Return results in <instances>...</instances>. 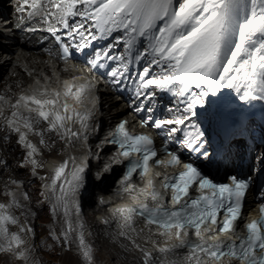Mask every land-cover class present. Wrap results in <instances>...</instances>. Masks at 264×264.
Segmentation results:
<instances>
[{"label": "snow or ice", "instance_id": "6c2138e0", "mask_svg": "<svg viewBox=\"0 0 264 264\" xmlns=\"http://www.w3.org/2000/svg\"><path fill=\"white\" fill-rule=\"evenodd\" d=\"M24 5L31 9L30 18L40 16L45 25L43 29L29 30L45 31L44 39H51L62 60L66 62L76 53L83 54L86 66L103 72L118 91L130 85L134 111L144 112L142 123L157 129V134L164 138L165 146L158 151L151 136L131 134L127 121L116 127L110 143L120 149L119 156L127 161L123 191L136 188L132 182L136 175L145 184L138 195L156 205L150 207L142 202L138 207L120 209L121 227L135 231L134 217L142 218L150 226L146 233L149 240L157 234L165 238L157 249L165 259L167 254L184 248L188 253L184 258L186 264H221L225 257L239 264H264V187L259 188L256 197L259 219L243 225L247 235L239 237V243L235 240L227 245L222 241L208 243L236 231L237 222L244 218L251 177L231 176L230 183H216L192 162H184L180 154L182 148L200 159L207 158L206 150L202 151L204 133L193 118L198 117L197 108L204 107L209 95L229 88L244 101L264 100V0H24ZM116 32L120 35L113 37ZM104 40L111 42L100 46ZM64 85V100L60 91L49 92L46 87L20 95L14 103L0 95V130L8 133L4 141L11 134L16 135V143L26 150L21 167L31 165L34 175L44 164L36 159L41 152L29 139L30 135L39 137L42 147L49 146L46 137L50 134L60 140H78L92 119L91 110L70 112L67 104L69 97L83 103L91 87L76 86L69 81ZM157 93L173 98L164 110L167 115L161 117L151 115L156 111ZM5 109L9 115L4 114ZM70 124H79V130L74 131ZM169 140L174 142L173 149L166 146ZM161 156L171 159L158 158ZM4 163L0 159V164ZM181 163L184 171L178 174L161 178L157 173L149 178L153 167L175 168ZM68 167V161L59 165L51 185L45 186L55 198L50 209L54 217L58 208L68 216L69 199L83 180V167L73 166L70 177L66 175ZM158 184L164 193H172L167 202L175 208L165 205L166 197ZM193 186L201 193L196 198L189 195ZM6 195L13 199L10 205L0 203V253H12L27 260L25 251L16 250L26 243L20 233L34 235V230L20 225V233H9L8 226L19 224V220L8 209L20 204L13 193ZM24 198L27 199V194ZM66 223L62 232L65 243L74 231L71 222ZM190 230L191 237L199 243L186 239ZM120 234L127 238L125 232ZM51 235L60 243L61 238L54 230ZM173 238L179 243L169 246ZM78 240L82 256L91 264V247L85 244L82 232ZM152 243L157 245L155 240ZM140 251L144 264H149L152 253L142 248Z\"/></svg>", "mask_w": 264, "mask_h": 264}, {"label": "bare ground", "instance_id": "6f19581e", "mask_svg": "<svg viewBox=\"0 0 264 264\" xmlns=\"http://www.w3.org/2000/svg\"><path fill=\"white\" fill-rule=\"evenodd\" d=\"M4 0L0 2V5L5 7L8 10V4L7 6H4ZM8 21V19H0V25L2 22ZM0 32H5L3 28L0 27ZM0 39L4 40L0 35ZM26 59V57H28ZM0 61H2V64L0 65V71L3 73L2 76V83L0 86V93L1 90H8L12 91L14 90L24 79H27V82L31 81L32 78H28V73L34 72L36 70L43 71L41 69H49L48 66L45 65V61L42 60V58L33 56L28 54V52H22L18 51L16 53H10V52H4L0 49ZM20 63L19 66L17 64ZM29 79V80H28ZM1 81V80H0ZM100 92L102 94V101L98 105L93 106V100L91 98V95L88 94L86 97H84V101L87 104V106L93 108L98 114H100L101 122H102V128L107 127L108 125L115 122L118 118L124 117L127 115V110L125 107H122V104L118 102V99L112 98L108 93L104 91V88H100ZM2 123V122H0ZM52 135V140L48 142V148L51 147L53 151L56 152V155L58 156V159L53 160H47L45 162V166L42 168H37V172L35 171V175L33 174V169L29 170V176L23 180L25 189H28L29 192L26 190H23L22 188H19L12 183L15 180L19 179V175L16 173H10L7 174L5 177H0V195L6 196L10 200V204L12 203L13 197L10 195H6V193H13L15 196V199L19 202L20 207H14V212L9 211V213L16 217V213L22 215V218L27 220L28 226H30L34 230V235H36L37 231L36 229L30 224V220L32 216L34 215H42L44 217L49 216L50 218V208H46L45 210H38L36 205H39L43 203L45 200L50 201L51 206L55 203V198L53 193L49 189H41L42 191H37L36 188H38V184L42 182L43 175L49 174L47 177V183L46 185H51L52 183V177L54 176L55 168H57L59 165L63 164L65 161H68L69 167L66 170V175H69L71 173V163L72 160L69 159L70 156H72V152L68 149V144L63 140H60L58 137H56L54 134ZM102 134H98L97 136H94L90 141V148L89 151L94 150L97 146V143L100 142V136ZM0 138L3 140L0 141L1 148L3 150L2 152V160H5V164H0V169L2 172L8 170L9 166L6 165H12L15 162L14 157L20 156L22 153V150L20 146L16 143V140H14L12 143L8 144L4 141V138L0 136ZM17 139V137H16ZM49 139V138H48ZM38 142V140H36ZM49 141V140H48ZM67 141V140H66ZM3 143L6 145H3ZM52 143V146H51ZM39 147V146H37ZM40 151L43 149L41 147ZM14 150V152H13ZM75 150H78V152L82 151V148H79L75 145ZM87 150V148H86ZM85 151V150H84ZM83 151V152H84ZM25 154L22 155L23 160H25ZM108 155L104 154L103 158L106 159ZM42 156L39 155L36 157L38 161L42 162ZM102 161L98 164V169L96 171L100 173H104V170L102 169L103 165L101 164ZM27 167V166H26ZM92 171V170H91ZM10 172V171H9ZM106 176V175H105ZM86 178H83V181H86ZM34 180L35 186H31L27 184L28 180ZM90 180H95V177L93 174H91ZM112 178L106 177L104 186L106 187L110 182ZM26 181V182H25ZM95 182V181H94ZM102 185V184H101ZM89 189L86 191L88 192ZM93 191V190H92ZM105 191V189H104ZM79 193H81V190H78ZM41 193H44V195H41ZM25 194H27V199L24 198ZM76 195V194H75ZM72 196L69 199L68 203V216L65 217L63 213L62 208L57 209V214L54 217V220L50 222V227L53 230H60L64 231L67 228V223L71 222V225L74 229L73 232L70 233V239L68 240V243L76 245L78 248V252H75V254L72 253H66L64 258L63 264H88V262L84 259V257L81 254L80 248H79V231L83 230L85 227H87L90 230L89 235L83 236L84 242L86 245L91 247L92 251V258H91V264H144V255L140 251V248L144 249L145 251L151 252L153 259L149 261V264H178L174 260L171 259H163L162 254L158 252V247L162 246L163 239L159 238L156 235L152 236V240L157 241V245L154 246L152 243V240H149L147 238V228L143 225L136 222L133 227L136 229L135 231H132L130 229L126 230L123 229L120 226V222L116 221L118 219H112L111 216H107L106 212L96 210V208L92 209L88 208L93 202H97V206H99V198L88 196L87 199H85V193L84 204L82 203L81 207L76 206V197ZM46 197H51V199H46ZM99 197H106V193L99 194ZM0 203H4V200L0 197ZM50 205V204H49ZM104 210V209H102ZM81 213L82 216L80 217L78 214ZM99 215V216H98ZM53 216V214H52ZM79 216V217H78ZM20 217V216H19ZM27 224V223H26ZM9 227V226H8ZM144 229V232H141L140 230ZM121 232H125L127 234V238L124 235H121ZM9 233H15V230L12 227H9ZM18 233V232H17ZM32 234V233H29ZM29 242H26V244L21 246V249L16 250L19 251H25L27 257L29 258L31 256L32 248H29ZM136 245H139V248L136 247ZM77 251V250H76ZM42 253V252H41ZM7 259L3 256H0V264H25L26 260H20L18 259L17 255H14L12 253H9L7 256Z\"/></svg>", "mask_w": 264, "mask_h": 264}, {"label": "rangeland", "instance_id": "374dc122", "mask_svg": "<svg viewBox=\"0 0 264 264\" xmlns=\"http://www.w3.org/2000/svg\"><path fill=\"white\" fill-rule=\"evenodd\" d=\"M0 2H1V0H0ZM4 6H7V4H5ZM8 8H9V6H8ZM1 83H2V79L0 81V86H1ZM49 142H50V140H49ZM64 142L66 144H68L66 140H64ZM51 146H52V143H51ZM71 148H73V146ZM50 150H51V147L43 148L40 151L41 152V156H42L41 158L43 160L44 159L48 160V157H50L51 160L58 159V156L56 155V152L55 151H51L50 152ZM14 159H15V162L12 165L11 164L8 165L9 166L8 170L2 172L0 177L3 178L7 174L9 175L10 173H13V172L18 174L19 175V179L15 180L16 183L13 184V185H15L17 187L19 186L23 190H26L27 192H29L28 189H25V186H24L25 184H24L23 180H25L29 176V170L33 169V168H32L31 165H26L27 167L26 166L21 167V164L24 163L22 155H20V156L18 155L16 157H14ZM43 163H44V161H43ZM94 170H96V169H94ZM91 174H92V171H91ZM48 175L49 174H45V176L43 175L42 182L39 183L38 184L39 187L36 188L37 191H42L41 189H45L46 188L45 184L48 181L47 180ZM35 182L36 181L31 179V180L27 181V184L30 185V187L31 186L34 187L35 186ZM95 183H94V181L91 182V186L88 187L89 191L85 193V197H84L85 199H87L88 196L94 197L92 190L94 188V184ZM82 196H84V193H82ZM82 196H81L82 199H81L80 205H82V203L84 204V202H82V200H84V198ZM0 197L4 200L3 204L10 205L9 198H7L6 196H1V195H0ZM75 197H76V199H78L77 195H75ZM95 205L97 206V202H93L92 201V204L88 208L92 207V209H94V208H96ZM36 206H38L37 209L41 210V211L45 210L46 208H50L51 209V207H50L51 203L48 200H45L43 203L40 204V206L39 205H36ZM76 206H78L77 203H76ZM8 210L11 211V212H14V207H10ZM78 215L82 216L81 213H79ZM16 217L19 220V224H17V225H9V227H12L15 230V233H17V232L20 233V225H25L27 227L29 222H27V220L22 218V215H20L18 213H16ZM52 220H54V216H52V212L51 211H50V218H49V216L44 217L42 215H34V216H32V218L30 220V222H31L30 224L36 229V231H37L36 235L29 234L27 232L20 233V235L25 240V242H29V244H30L29 248H32L31 256L26 261H24V262H26L25 264H63L66 253L75 254V252L79 251L78 248L76 247V245L70 244L68 242L65 243V241L63 239V236H62V232L63 231L54 230L55 234L57 236H60V238H61L60 239V243H57V241L52 238L51 232L53 231V229L49 228L50 227V222H52ZM81 232L83 233V236H87V235H89L90 230L87 227H85L82 231H79V233H81ZM8 254L9 253H0V256H3L5 258L4 260H6L7 259L6 256ZM143 261H144V259H143Z\"/></svg>", "mask_w": 264, "mask_h": 264}]
</instances>
